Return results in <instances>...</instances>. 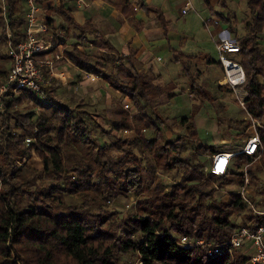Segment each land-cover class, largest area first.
I'll return each instance as SVG.
<instances>
[{"label": "trees", "instance_id": "obj_1", "mask_svg": "<svg viewBox=\"0 0 264 264\" xmlns=\"http://www.w3.org/2000/svg\"><path fill=\"white\" fill-rule=\"evenodd\" d=\"M17 1L0 0L2 47L6 27L15 38L23 36V11ZM116 3L121 11L131 8L129 0ZM245 6L244 33L236 40L239 48L234 54L244 71L245 113L251 118L247 115L239 122L247 128L253 121L261 144L251 155L233 153L230 167L219 175L209 172L211 160L206 166L201 157L211 158L220 149L198 141L192 116L169 119L154 102L161 94L171 98L175 82L158 84L151 68L138 70L130 59L115 54L98 30L75 21L71 15L75 1L50 7L49 13L64 21L52 26L53 16L46 18L51 29L58 28V32L51 30L52 49L62 46L63 54L81 74H93L127 94L135 111L131 120L122 116L117 125L124 129L133 126L135 134L129 138L114 136L112 141L101 143L96 134L103 130L100 125L91 123L86 110H77L58 98L53 81L42 87V95L24 89L13 97H3L0 264H117L124 254H135L139 264H260L250 263L247 251L239 248L208 256L199 247L178 243L182 233L221 243L236 228L235 217L250 222L249 226L262 221L261 216L252 214L240 189L229 191L227 201L215 199L216 188L234 179L239 186L251 187L264 196L258 173L264 167V44L258 39L264 25V0H245ZM144 10L155 14L165 32L167 21L161 11L147 4ZM218 14L228 23L226 16ZM67 31L74 37L72 43L66 41ZM86 34L92 36V43L98 40L107 46L104 57L83 47L88 40ZM172 57L180 63L179 72L187 79L189 95L209 100L205 88L195 82L196 74L190 71L189 61L196 56L172 48ZM0 58L8 62L5 51L0 50ZM6 71L0 69V81ZM217 85L231 92L229 85ZM24 100L37 110L21 112L18 105ZM174 125L184 132H175L170 138L165 130L173 132ZM144 130L149 135H143ZM250 132H236L243 134L244 139L239 138L241 146ZM25 138H30L28 144ZM241 146H233L231 152ZM26 150L39 158L40 170L27 164L20 169L12 166ZM161 173L169 179L168 185ZM36 177L40 182L34 190H28L26 184ZM71 194L80 200L67 202L65 196ZM130 194L136 195L131 211L120 214L107 208L106 200ZM245 196L258 204L251 194Z\"/></svg>", "mask_w": 264, "mask_h": 264}, {"label": "rangeland", "instance_id": "obj_2", "mask_svg": "<svg viewBox=\"0 0 264 264\" xmlns=\"http://www.w3.org/2000/svg\"><path fill=\"white\" fill-rule=\"evenodd\" d=\"M143 1V5L147 4L153 7L161 6L165 10V18L168 20L166 23L168 30L166 29L165 32L162 31V36L164 37L163 42L160 44L162 46L150 50L151 53L158 57V59L154 60L157 68L155 69L159 72L155 82L158 84H165L171 81L175 82V86L172 89L174 94L171 98H167L165 94H161L154 99L158 110L169 119L172 117L192 116L198 141L201 143L212 144L217 150L226 148L231 151L233 149L230 148L233 146L239 148L241 146L239 138H243V134L237 135L236 132L242 131L244 135L250 132V127L243 128V125L239 122L241 119H245L247 115L240 108L234 92H228L218 87L217 84H223V70H221V65L215 63L210 65V67H206L205 60L207 58H213L218 61L215 48V33L213 34L215 29L222 28L228 31V26H231L229 35L237 41L239 36L244 33L243 19L247 17L248 12L245 6V0H224V4L220 0H208L207 3L205 0H189L191 8L186 10H183L185 0H181L180 2L179 0ZM17 2L18 8L23 11L25 6L24 0H18ZM37 2L40 8L39 16L46 20L47 16L52 15L54 18L52 26L64 24L61 16L49 13L50 7L52 8L58 2L60 3L59 0H37ZM227 11H229L227 14L228 24L218 14L226 13ZM149 14L153 13L148 12ZM214 19L217 20V23H214ZM56 29L58 30V28H55V30L50 29L49 31H56ZM166 33H168L169 42H167ZM66 34L67 43H72L74 41L73 35L68 31ZM258 39L264 44V25L259 33ZM82 45L92 54L104 57L105 52L99 49L100 45H95V43L89 41L84 42ZM172 48L180 49L183 52L195 53L199 57H192L189 61V67L192 74H196L195 82L205 88L210 97L209 100L205 98L200 100L198 97L193 96V94L189 95L187 79L179 72L180 63L172 57ZM0 50L2 52L5 51V48L2 47V41H0ZM224 55L229 59L236 60L234 53H226ZM160 58L161 60H159ZM7 67L8 62L0 58V69H7ZM57 69L67 71V75L63 82L53 77L50 79V83L52 81L54 83L55 94L71 107L77 110H86V116L91 120V123L100 125L103 129L101 131L98 128L99 131L98 133L96 132L98 140L101 143L110 142L114 139V136L118 135L126 138L134 136L135 130L133 126L125 128L127 132L124 133V128H119L117 125V121L122 116L131 120V116L135 111V107L130 103L127 94L110 87L105 81L99 78L95 81H92L90 78L87 80L88 75L81 74L80 72L76 74L77 70L73 67L66 68L64 64L60 63L57 65ZM12 95L8 96L13 97ZM125 103H128L127 108L124 107ZM18 109L21 112L31 109L37 110L29 100H24L18 105ZM165 132L168 137L173 138L175 132L184 131L177 125H174L173 132L168 130H165ZM143 135L147 136L149 134L144 130ZM201 158L206 161L205 165L208 166L210 155ZM25 164L39 170L42 167L39 158L31 150H26L25 155L20 160L12 162V166H15L16 169L22 168V165ZM156 170L160 173L158 168ZM258 173L260 179L263 181L262 184H264V167ZM160 176L163 177L164 182L168 185L169 179L165 174L161 173ZM39 179V177H36L31 182H28L26 188L28 190H34L35 186L40 182ZM240 188L241 186H239V183L235 179L228 181L226 184L216 188L215 199L227 201L229 199V191H236ZM244 189L245 195L246 193L251 194L254 201L258 203V207H264L263 195H260L248 186ZM65 199L67 202H78L80 200L78 195L72 194L65 196ZM135 199V194H130L129 196L118 195L115 199L106 200L105 204L109 210L117 209L120 214H125L134 209ZM234 219H236V223L241 221L237 217ZM241 249L239 248L238 250ZM139 263L135 254H124L119 258L117 264Z\"/></svg>", "mask_w": 264, "mask_h": 264}, {"label": "built area", "instance_id": "obj_3", "mask_svg": "<svg viewBox=\"0 0 264 264\" xmlns=\"http://www.w3.org/2000/svg\"><path fill=\"white\" fill-rule=\"evenodd\" d=\"M74 1L77 7L87 4V0ZM24 2L22 15L24 21L21 27L23 36L20 39L15 38L7 27L4 31L5 54L9 64L0 83V101L3 97L20 93L24 89L42 95V87L48 85L52 77L60 82L66 79L64 70L57 69V65L70 63L60 48L62 46L57 45L55 50L52 49V32L49 31L51 28L47 25L46 20L39 16L40 8L37 0H24ZM189 8H191L190 1L185 0L183 10ZM214 23H217V20L214 19ZM229 33L226 29H219L215 37V48L218 62L221 65V70H223L222 83L229 85L240 108L245 113L243 99L245 92L242 89L244 71L237 60L229 59L224 55L234 53L239 48L238 42L231 38ZM89 77L91 80L96 78L93 74H89ZM124 107L127 108L128 103H125ZM247 115L250 117L249 114ZM250 128L252 131L239 150L233 152L218 150L211 155V162L208 166L209 172L214 175L222 174L231 163V158L235 152H242L246 155L256 153L261 144L260 136L253 121ZM123 132L125 133L127 130L124 129ZM24 141L25 144H28L30 138H25ZM243 182H247L245 172H243ZM244 191L245 189L241 187L239 190L241 197L251 208L252 214L261 216L262 221L255 222L251 226H249L250 222L248 224L239 222L236 228L230 232L228 239L221 243L184 233L179 234L178 243L199 247L208 256L219 255L222 252L232 253L237 248H242L248 251L250 263L264 264V208L249 202Z\"/></svg>", "mask_w": 264, "mask_h": 264}, {"label": "crops", "instance_id": "obj_4", "mask_svg": "<svg viewBox=\"0 0 264 264\" xmlns=\"http://www.w3.org/2000/svg\"><path fill=\"white\" fill-rule=\"evenodd\" d=\"M59 1L65 3L66 0ZM116 1L117 0H87L86 5L80 7L76 6V9L71 12V15H73L78 24L85 22L98 30L107 44H109L110 47L112 46L114 49L113 52L126 59H130L138 70L146 71L151 68L152 72L158 74L159 72H157L158 70H156L157 68L154 63V60L158 59V57L151 53L150 50L162 46L160 44L163 42L164 37L162 36L163 28L160 26L155 14L153 13V16V14L148 15V12H145L143 0H129L131 8L128 7L124 11H121L120 4L116 3ZM180 1L181 0H179V2ZM157 8L163 14L164 19L168 21L165 18V10H163L161 6H157ZM228 12L229 11L222 14L227 17ZM165 27L168 30V26L165 25ZM219 29L220 28L214 30L213 34L215 33V37ZM56 31L58 30L56 29ZM86 35L89 38L85 42H91L90 39L92 36L90 34ZM167 35L168 33H166V38L167 42H169ZM96 44L100 45L99 49L105 52L107 46L101 44L98 40L95 45ZM181 52L184 54H193L199 58L195 53L186 51ZM159 60H161V58ZM205 63L206 67H210V65L215 63L219 64V62L213 58H207ZM65 67H73L76 69L71 62L67 63ZM66 72L67 71H64L65 75H67ZM78 72L77 70L76 74H78ZM86 75H88V80L90 78L89 74ZM97 78L99 77H96L92 81L97 80ZM220 150L230 151L226 148Z\"/></svg>", "mask_w": 264, "mask_h": 264}]
</instances>
